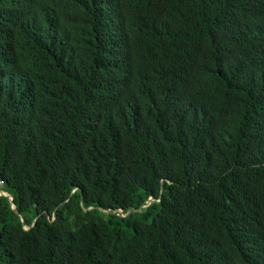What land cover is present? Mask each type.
Masks as SVG:
<instances>
[{"label":"trees","instance_id":"obj_1","mask_svg":"<svg viewBox=\"0 0 264 264\" xmlns=\"http://www.w3.org/2000/svg\"><path fill=\"white\" fill-rule=\"evenodd\" d=\"M0 189V264H264V0H0Z\"/></svg>","mask_w":264,"mask_h":264},{"label":"water","instance_id":"obj_2","mask_svg":"<svg viewBox=\"0 0 264 264\" xmlns=\"http://www.w3.org/2000/svg\"><path fill=\"white\" fill-rule=\"evenodd\" d=\"M0 195H4V196H9L7 195L6 193L2 192L1 189H0ZM11 201H13V198L11 196H9ZM13 204V203H12ZM13 209H14V205H12Z\"/></svg>","mask_w":264,"mask_h":264}]
</instances>
